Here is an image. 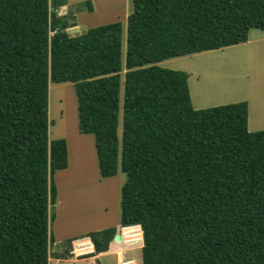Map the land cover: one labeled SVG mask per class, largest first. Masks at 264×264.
<instances>
[{
	"label": "trees",
	"instance_id": "obj_1",
	"mask_svg": "<svg viewBox=\"0 0 264 264\" xmlns=\"http://www.w3.org/2000/svg\"><path fill=\"white\" fill-rule=\"evenodd\" d=\"M132 3L124 62L121 20L74 35L68 0H0V264H51L84 237L97 255L137 224L143 264H264V129H250L248 101L194 106L190 74L157 64L246 42L264 30V0ZM68 82L101 176L121 155L127 180L116 225L59 244L56 173L69 152L50 134V90Z\"/></svg>",
	"mask_w": 264,
	"mask_h": 264
},
{
	"label": "rangeland",
	"instance_id": "obj_2",
	"mask_svg": "<svg viewBox=\"0 0 264 264\" xmlns=\"http://www.w3.org/2000/svg\"><path fill=\"white\" fill-rule=\"evenodd\" d=\"M68 0L60 14L70 13L77 24L69 28L71 34H80L93 26L121 20L124 25L123 61L127 51L128 15L133 11L132 0ZM180 57V58H179ZM184 62V63H182ZM164 67L180 69L190 74L189 84L193 104L204 108L238 101H248L252 118L251 130L264 129V30L253 28L246 42L223 48L167 58L157 62ZM128 68L122 70V78ZM124 102L123 82L121 106ZM262 111V112H261ZM260 112L262 114H260ZM50 134L52 138H65L68 142V167L56 173L58 199L53 232L57 243L67 237L116 225L120 219L122 187L127 173L122 169L111 177H102L95 136L79 128L78 98L73 82L53 83L50 90ZM122 107L119 136L122 137ZM121 229L122 239L113 241V248L134 245L131 251L137 262L122 258L121 264H143L142 239L136 228ZM81 241V242H80ZM83 241V242H82ZM89 241V243L87 242ZM142 242V243H141ZM63 245V244H62ZM62 245L55 246V250ZM94 246L89 239L72 242L68 258H51V264H98V256H87ZM112 251V252H111ZM117 252V251H116ZM99 255H101L99 253ZM101 264H118L114 249L101 255ZM99 259V260H100ZM120 264V263H119Z\"/></svg>",
	"mask_w": 264,
	"mask_h": 264
},
{
	"label": "crops",
	"instance_id": "obj_3",
	"mask_svg": "<svg viewBox=\"0 0 264 264\" xmlns=\"http://www.w3.org/2000/svg\"><path fill=\"white\" fill-rule=\"evenodd\" d=\"M250 108H251V106L249 107V122H250V118H252L253 116H252V109H251V111H250ZM262 112V111H261ZM260 112V114H262ZM127 228L128 227H134V228H136L137 230H139L138 231V234L139 235H143L142 234V228H141V225H139V224H137V225H132V226H126ZM126 227H121V225L119 226V231L122 229L123 230V228H126ZM87 239H90L89 237H87ZM141 239H142V236H141ZM80 240V239H79ZM137 243H139L138 241H136V242H134V243H130L129 244V246H127V248H125V247H122V248H113V245H114V243H113V241H112V243H111V246H110V249L108 250V251H110V250H112V249H114V251H115V253L117 254V263L119 264V263H121V261H122V258H127L128 257V259H130L129 261H132V262H137V259L135 258V257H133L132 256V252L131 251H133L132 249L134 248V245H136ZM142 243V242H141ZM143 246V243L141 244V247ZM93 249V248H92ZM108 251H105V252H101L100 254L102 255V254H104V253H106V252H108ZM117 251V252H116ZM112 252V251H111ZM101 255H99V254H97V255H95V256H98L97 258H101ZM98 259V260H99ZM100 261H101V259H100Z\"/></svg>",
	"mask_w": 264,
	"mask_h": 264
},
{
	"label": "clouds",
	"instance_id": "obj_4",
	"mask_svg": "<svg viewBox=\"0 0 264 264\" xmlns=\"http://www.w3.org/2000/svg\"><path fill=\"white\" fill-rule=\"evenodd\" d=\"M125 227H126V226H125ZM120 232H121V230H120ZM142 234H143V230H142ZM120 235L122 236V233H120ZM85 238H87V237H84V239H85ZM89 238H90V237H89ZM80 239H83V238H80ZM76 240H79V239H76ZM89 240H90V242L92 243V246H94V244H93L91 238H90ZM138 242H140V240H138ZM142 242H143V235H142ZM94 250H95V247H94V249H92L89 253L93 252ZM86 254H88V252H87ZM120 264H121V263H120Z\"/></svg>",
	"mask_w": 264,
	"mask_h": 264
},
{
	"label": "water",
	"instance_id": "obj_5",
	"mask_svg": "<svg viewBox=\"0 0 264 264\" xmlns=\"http://www.w3.org/2000/svg\"><path fill=\"white\" fill-rule=\"evenodd\" d=\"M116 239L120 241L122 239V236L120 234L117 235Z\"/></svg>",
	"mask_w": 264,
	"mask_h": 264
},
{
	"label": "bare ground",
	"instance_id": "obj_6",
	"mask_svg": "<svg viewBox=\"0 0 264 264\" xmlns=\"http://www.w3.org/2000/svg\"><path fill=\"white\" fill-rule=\"evenodd\" d=\"M179 58H180V57H179ZM182 63H184V62H182ZM129 228H131V227H128V228L126 227V230H128ZM133 228H134V227H133ZM133 228H132V229H133ZM81 240H82V239H81ZM77 241H79V240H77ZM80 242H81V241H80ZM82 242H83V241H82ZM87 242L89 243V241H87Z\"/></svg>",
	"mask_w": 264,
	"mask_h": 264
}]
</instances>
